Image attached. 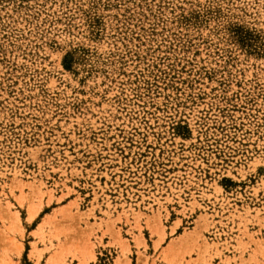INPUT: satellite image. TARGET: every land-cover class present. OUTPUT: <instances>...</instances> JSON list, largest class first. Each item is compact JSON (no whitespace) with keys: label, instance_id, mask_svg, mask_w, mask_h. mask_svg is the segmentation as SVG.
Listing matches in <instances>:
<instances>
[{"label":"rangeland","instance_id":"obj_1","mask_svg":"<svg viewBox=\"0 0 264 264\" xmlns=\"http://www.w3.org/2000/svg\"><path fill=\"white\" fill-rule=\"evenodd\" d=\"M0 264H264V0H0Z\"/></svg>","mask_w":264,"mask_h":264},{"label":"snow or ice","instance_id":"obj_2","mask_svg":"<svg viewBox=\"0 0 264 264\" xmlns=\"http://www.w3.org/2000/svg\"><path fill=\"white\" fill-rule=\"evenodd\" d=\"M90 7V6H89ZM54 51H60V49H55ZM221 76H223V72L221 71ZM210 87V86H209Z\"/></svg>","mask_w":264,"mask_h":264}]
</instances>
